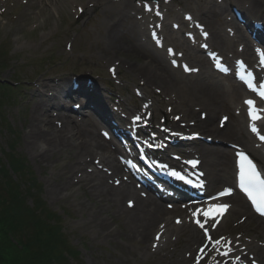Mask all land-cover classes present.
I'll return each mask as SVG.
<instances>
[{"label":"bare ground","instance_id":"obj_1","mask_svg":"<svg viewBox=\"0 0 264 264\" xmlns=\"http://www.w3.org/2000/svg\"><path fill=\"white\" fill-rule=\"evenodd\" d=\"M171 1L174 3L177 0ZM240 2H246L252 6L260 15L257 17L264 18V8L257 0H240ZM130 3L129 0H90V4H93L94 8L97 7L98 10H102L103 16H105L103 18L105 28H100L101 32L97 34V38H104L101 47H99L100 54L110 57L107 53L121 52L131 59L140 58L142 63L131 64L129 70L144 82L143 85L147 87L144 89L145 92L148 93V90L153 87L151 90L157 91L161 95L159 98H165L176 108V113L182 114L181 122H186L189 118V121L194 123L192 129L194 132H200L218 140L228 139L238 142L245 150L251 151L258 158L261 168L264 170V158L258 150L254 149L253 138L244 127L243 114L239 117H232L222 130L214 125L217 113L231 114L238 108L242 96V89L239 85L232 84L226 78V85L216 80L215 74L209 69L208 60L201 55L200 50H196L179 36L180 31L173 32L164 26L162 32L164 39L183 52L184 59L193 63L201 72L198 76L189 77L179 70L170 68L161 51H155L150 48L148 42L144 44L140 38L134 35V21L126 14ZM222 11L223 7L213 2L211 6L207 4L203 7L197 6V14L194 12V15L195 17L203 16L202 21L208 27L210 34L208 42L211 45L217 46L223 54L225 52L234 54L232 39H229L219 28L225 22L222 19ZM124 22L126 25H123ZM180 24H184V22H180ZM231 25L239 40L244 43L242 56L250 59L252 53L249 39L236 24L231 23ZM41 87L48 92L53 91L51 98L57 97L64 101V97H69L65 83L61 86L57 83L52 87H48V85ZM44 90L36 92L38 99L34 103L30 122L25 132L27 147L34 160L39 163H46L55 157V161L62 158L70 165L69 168H63L61 175L56 176V181L49 193H52L56 199L65 200L70 197L76 198L77 193L84 190L86 192L85 203L78 200L77 204L83 209H86L85 204L90 205L89 220L97 230L104 231L107 238L110 239L114 235L120 234L125 236L126 245L131 247L132 251L137 252V255L144 254L150 258L153 254H161V261L169 262V264H185L187 260L184 257V252L192 253L191 248L201 240L199 231L185 222L180 226L170 225L169 212L164 209L163 205L151 197L141 198L140 193L133 189L129 182L121 181L119 187L109 185L108 180L112 179L113 184V178L123 176L122 167L117 161V156L120 155L119 149L117 147L110 149V145L101 142L93 131H89L82 123H75L68 116H57L56 120L60 124L54 123L53 125L54 121L49 118L48 112L52 105L58 103L46 101V95H43ZM160 101L158 100V103ZM75 104L77 103L71 100L68 106ZM61 106L66 107V105ZM194 108L207 112L204 121L193 119ZM195 153L201 159L200 165L205 172L206 180L209 181L210 188L221 183L228 184L231 181L232 155L229 149L201 144L198 145ZM100 167L107 168L111 174L107 175L100 170ZM145 184L148 185L147 182ZM128 201L134 203L132 210L126 207ZM230 202L233 207L226 214L223 224L221 228L217 229V232L218 234L228 233V236L233 239L231 247L236 249V240L228 230L236 215L246 216L245 221L247 222L241 227L238 226L240 229L253 224L264 234V227L259 219L249 212L240 196L235 195L230 199ZM119 219L122 220V223L118 224L120 228L117 233H114L110 229L108 221L113 224ZM161 223H164V226L159 228ZM159 229H164V231L159 244L152 248L153 238L157 232L155 230ZM134 240L138 241L137 245L133 243ZM239 242L255 255L259 264H264L261 249L254 241L244 243L240 239Z\"/></svg>","mask_w":264,"mask_h":264},{"label":"rangeland","instance_id":"obj_2","mask_svg":"<svg viewBox=\"0 0 264 264\" xmlns=\"http://www.w3.org/2000/svg\"><path fill=\"white\" fill-rule=\"evenodd\" d=\"M179 1L184 6L189 4V0L184 1L185 3L182 0ZM257 1L261 6L264 5V0ZM0 3H2L0 6V81L1 83L19 81V85L14 87L13 100L1 109L3 121L0 123V150L5 152L9 144H14L15 153L25 161L41 188L42 201L48 210L57 214L62 233L69 242V246L77 252V257L70 260V263L167 264L161 261L158 254L150 258L144 254L137 255V252L126 245L123 235H114L109 239L104 231L97 230L88 218L91 213L90 205L85 204L86 209H83L77 204L78 200L85 203L84 190L77 193L76 198L70 197L65 200L54 198L49 190L56 181V176L61 175L63 168H69L70 165L62 158L55 161V157L46 163L35 161L27 147L25 132L34 103L38 99L36 92L42 89L39 85L52 87L59 81H64L65 88L68 89L73 75H85L87 71L95 78L96 88L103 90L104 94L109 96L110 92L105 85L114 86V84L109 82L106 69L109 66H117L116 62L119 61L121 64H118L117 71L120 74L121 83L113 89L122 92L123 106L131 108L133 110L131 114L137 108L139 109L141 104L133 96L134 89L140 91L144 100H154L157 106L154 107L153 112L157 115L159 111L166 112L167 107H174L173 104L166 102L163 97L158 103L157 98L161 95L153 92L151 90L153 87L148 90V93L145 92L144 89L147 87L143 85L144 82L130 72L131 64L142 63L140 58L131 59L121 52L107 53L110 57L100 54L99 47L104 38H97V34L101 32L100 28H105L103 20L105 16L102 10L91 6L90 0H28L26 3L24 0H0ZM130 5L131 3L128 5L127 15L132 7ZM181 7L182 5L173 9L179 10ZM248 9L254 16L259 15L258 11L252 7ZM80 10L83 12L77 18ZM224 11L229 12L227 8ZM178 17L180 18V15ZM123 25H126V22ZM226 25H220V28L225 29ZM133 32L135 35V29ZM66 46H69L70 50L66 49ZM49 93L51 94L46 90L43 92L48 96ZM45 98L50 102L47 97ZM52 101L57 103L55 99ZM84 109L80 111L83 112ZM174 111H176L175 107ZM203 112L207 114L205 110ZM221 115H228V121L233 117L227 113H217L214 118L215 126ZM48 116L53 119L54 125L57 122V118H54L57 112L50 108ZM199 116L200 112L196 109L193 119L197 120ZM86 120L92 122L93 118L87 117L84 121ZM187 120L189 121V118ZM84 126L91 131L92 125ZM120 223H122L120 219L113 224L108 221L114 233L118 232ZM133 243L137 245L138 241L134 240Z\"/></svg>","mask_w":264,"mask_h":264},{"label":"trees","instance_id":"obj_3","mask_svg":"<svg viewBox=\"0 0 264 264\" xmlns=\"http://www.w3.org/2000/svg\"><path fill=\"white\" fill-rule=\"evenodd\" d=\"M11 92L10 85L0 82V122ZM14 146L0 150V264H71L77 252L62 233L57 214L42 201L40 186Z\"/></svg>","mask_w":264,"mask_h":264},{"label":"snow or ice","instance_id":"obj_4","mask_svg":"<svg viewBox=\"0 0 264 264\" xmlns=\"http://www.w3.org/2000/svg\"><path fill=\"white\" fill-rule=\"evenodd\" d=\"M171 51V50H170ZM261 63L264 64V56L261 57ZM175 66V61L173 62ZM184 70L191 71L188 69L187 66H185ZM248 76L250 77L251 74L249 73ZM242 80H244L243 77H241ZM246 83L247 88L256 93V95L259 96L260 99H264V83H259L258 87L254 86L252 79H247L244 81ZM248 108H249V118L251 120H255L259 118L257 115H254L253 109L255 108V101L254 100H246L244 102ZM264 111V110H262ZM250 130L253 133H257L258 129L255 126H252ZM262 141H264V135H261L259 137ZM238 156V167H239V183L238 186L242 192L246 194L248 199L251 201L253 207L261 214L264 215V178L261 177L260 172L257 171L255 164L252 163V161L244 154V153H237ZM193 167L196 166L195 161H189ZM170 175L177 177L179 179H184L183 176H181L179 173L173 171L170 173ZM187 183H192L190 180L186 181ZM202 186V185H201ZM230 194L229 189H225L223 192L219 193V196H225ZM218 197H213V199H217ZM132 204L129 202V207H131ZM228 205H209L208 208L205 209H196L192 215L193 217L197 216H203L204 219L207 220H217L218 217L222 216L227 209ZM179 223V221H177ZM196 223L199 227L204 228V224L201 223L198 219L196 220ZM205 237L208 240L210 244H213V246H218L221 244V240H213L212 237L209 236L207 230H205ZM159 239V235H157V240ZM231 243V242H228ZM204 249H201V252H203ZM230 252V249L223 251L220 253L221 256H228ZM199 264V262H197Z\"/></svg>","mask_w":264,"mask_h":264}]
</instances>
